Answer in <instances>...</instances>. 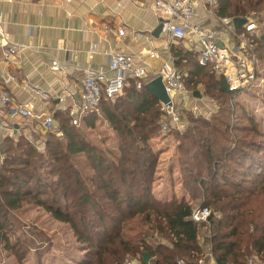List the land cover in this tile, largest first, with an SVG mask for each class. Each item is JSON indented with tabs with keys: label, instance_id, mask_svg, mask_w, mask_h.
<instances>
[{
	"label": "trees",
	"instance_id": "16d2710c",
	"mask_svg": "<svg viewBox=\"0 0 264 264\" xmlns=\"http://www.w3.org/2000/svg\"><path fill=\"white\" fill-rule=\"evenodd\" d=\"M215 8L220 18H246L250 12L264 13V0H218ZM243 27L235 31L244 34ZM249 44L252 55L264 61V32L249 36ZM171 52L174 65L186 74L188 92L194 84H204L209 94L222 98V105L231 104L216 119L218 123L191 118L193 124L181 132L175 168L188 192L161 197L153 192L162 154L153 143L164 107L147 90L146 82L138 89L137 81L129 79L121 95L103 99L79 126L73 123L70 109L57 110L54 117L63 136L49 131L45 153L24 137L7 138L6 145L0 146V243L6 250L24 260L8 236L10 214L34 203L68 223L78 241L87 245L86 259L78 264H92L89 258L94 251L98 264H124L126 256L138 249L121 235L123 223L148 212L155 213L156 228L170 239L169 244L146 249L155 264H201L205 250L201 232L207 234L216 264H248L252 256L264 261V159L252 150L264 149V131L250 108L234 101L241 91H231L223 75L202 65L198 52L181 44ZM233 112L239 124L233 121ZM100 116L115 130L117 149L95 144L80 127L93 128ZM242 118L248 123L241 124ZM77 155H84L101 177L104 196H95L82 182L72 163ZM45 168L53 172L54 181L45 178ZM187 193L198 200L196 204L212 210L210 224L191 219L194 204Z\"/></svg>",
	"mask_w": 264,
	"mask_h": 264
},
{
	"label": "crops",
	"instance_id": "0c3cea01",
	"mask_svg": "<svg viewBox=\"0 0 264 264\" xmlns=\"http://www.w3.org/2000/svg\"><path fill=\"white\" fill-rule=\"evenodd\" d=\"M202 12L207 10L200 6L199 22L230 39L220 17L211 11L203 18ZM0 13V43L20 48L0 65L1 76L14 77L7 85L13 101L9 108L32 101L37 112L66 111L85 70L108 68L110 54L133 55L147 64L153 79L172 58V47L184 45L163 32L154 36L162 18L149 0H0ZM53 60L63 65V72L52 70ZM13 121L21 122L17 116ZM15 128L20 129L18 124ZM204 251L206 264H216L212 250ZM145 255L144 262L155 264L147 251Z\"/></svg>",
	"mask_w": 264,
	"mask_h": 264
},
{
	"label": "rangeland",
	"instance_id": "374dc122",
	"mask_svg": "<svg viewBox=\"0 0 264 264\" xmlns=\"http://www.w3.org/2000/svg\"><path fill=\"white\" fill-rule=\"evenodd\" d=\"M204 8L207 12H202L201 15L203 18L208 17L211 11L216 14L215 7L212 9ZM228 18L232 19L231 16ZM246 18L248 19V24L243 27L242 32L245 31L244 34L235 31L233 33L228 31V33L232 35L234 42L243 41L246 44L248 43L252 51L254 49L249 44V36L256 37L259 36L262 31L264 32V13L250 12ZM220 20L221 18L219 22L220 25L223 26ZM250 55L252 56V52ZM253 55H255V53ZM255 57L254 70H252L250 62H247L248 67L240 69V71L245 74L246 81L243 88L238 90L241 92L239 95H235L234 101L244 105L246 108H250L251 113L254 114L253 116L259 121L264 131V61L258 59L257 55H255ZM257 68L260 70L259 73L261 76H257ZM217 78L219 79V77ZM194 85L195 86H192L193 88H189L190 92L188 93L185 104L182 103L180 99H176L175 110L180 114V125H176L175 122L172 121L165 109L163 110V117L159 119V122H161L160 131L157 134L158 137H156L153 146L155 148L157 147L162 154L157 167L156 179L152 185L153 192L159 197L165 196L167 193L171 192L177 193L178 195L188 192L187 188L182 183V173L179 172V169L176 170L175 166H177V162H179L181 132L185 131L193 124L194 119L191 118L208 120L211 124H215L218 123V121H216L217 118L223 117L224 114L222 111L225 106L230 108L231 105L229 101L222 105V103H220L222 98L209 94L204 84ZM194 91L199 92L200 96L196 97L193 93ZM234 113L235 112H233V121L239 124L237 122L238 118ZM240 114L241 111L237 108V116H240ZM17 120L21 122L15 121V123H13V130L9 132L2 131L3 133L0 132V146L3 148L6 145L5 140L7 138L17 141L21 137H24L38 150V152L45 153L49 131H45L36 120L30 119L23 121L24 118L20 115H17ZM240 120H242L241 124L248 123L245 118ZM16 124L20 127L19 130L15 128ZM76 125L79 126L80 123ZM80 127L83 128L86 138L95 144L117 149L119 141L118 136L104 116H100L99 119H97L93 128H85L83 125ZM202 128L204 127L201 126V129ZM257 149L258 150L252 149L253 154L264 159V149ZM3 156H5V154H2V157ZM72 163L82 182L88 189L97 197L104 196L103 181L99 174L92 170L90 162L86 157L84 155H77L72 158ZM47 171V168L42 171L45 178L54 181L53 172ZM186 195L188 200H193V206L198 205L196 204L198 200H194L191 193H187ZM103 202L104 205H106V201ZM216 214L220 215L218 213ZM10 219L11 227L8 236H10L11 241L17 245L16 250L20 252L22 256H25V258L24 260L20 259L12 251L6 250L5 246L0 243V264H78V261L81 259H86L88 252L86 249L87 245L78 241L74 231L68 223L56 220L44 208L34 203H25L21 209L11 211ZM91 220L95 222V219ZM156 224V215L154 212L138 215L136 218L123 223L121 235L132 247L138 249L137 253L128 254L126 256L124 264H148L147 261L144 262L145 258L147 259V257H145L146 249H155L158 245L170 243L169 237L159 232L156 228ZM200 237L201 244L207 247L208 252L211 253L212 247L210 248L209 244L206 242L207 234L201 232ZM20 240L22 241L21 245H19ZM95 253L96 251L93 253V259L89 256V259L94 261L92 264H98ZM210 258L211 256L209 260ZM205 262L207 263V261Z\"/></svg>",
	"mask_w": 264,
	"mask_h": 264
},
{
	"label": "built area",
	"instance_id": "2783aa9c",
	"mask_svg": "<svg viewBox=\"0 0 264 264\" xmlns=\"http://www.w3.org/2000/svg\"><path fill=\"white\" fill-rule=\"evenodd\" d=\"M153 10L162 18V32L169 35L173 40L182 42L185 48L195 50L199 53L200 63L209 66L219 75H223L231 91H238L245 85V74L240 69L248 67L250 62L252 70L256 61L255 55H250L251 50L248 43L243 41L234 42L232 35L236 28L230 18H221L225 31L230 39H225L219 30L204 26L198 21L200 6L213 8L218 0H149ZM2 14L0 13V16ZM236 32V31H235ZM3 36V30H0ZM94 44V48L97 47ZM20 48L15 44L0 43V65L8 62L18 52ZM152 57L154 54H151ZM236 70H235V67ZM240 66V68H239ZM250 66V65H249ZM51 68L56 73L63 72V65L53 60ZM149 67L145 63H138L133 55L114 53L110 54L109 66L106 69L85 70L84 78L80 89L71 95L70 116L74 124H79L82 118L90 112L98 110L103 99L115 100L122 94L129 79L137 81L138 89H142L144 83H148L154 78L161 76L168 94L171 97L170 104L162 103L168 115L176 125H180V114L176 112V99L186 103L188 89L185 86L182 73L173 63V59L166 62L157 72L156 76L148 78ZM150 79V80H149ZM14 80L12 75H0V132H9L14 129V117L20 115L24 119H34L38 121L45 131H52L58 137L63 136L58 130L54 113L51 111L37 112L36 104L27 102L25 104L12 107V97L7 85ZM6 115L11 119L6 118ZM212 210L202 205H196L192 209L191 219L197 223H209ZM212 246L210 245V248ZM201 264H206L205 260ZM248 264H264L257 256L248 259Z\"/></svg>",
	"mask_w": 264,
	"mask_h": 264
},
{
	"label": "water",
	"instance_id": "95a60500",
	"mask_svg": "<svg viewBox=\"0 0 264 264\" xmlns=\"http://www.w3.org/2000/svg\"><path fill=\"white\" fill-rule=\"evenodd\" d=\"M234 26L236 29L241 28L242 26H245L248 24V19L247 18H234L233 20ZM163 29V23L161 22L159 26L155 30V37H159V35L162 33ZM147 90L154 96L155 99L160 101L161 103L164 104H170L171 103V97L168 94L166 87L163 83L162 77L158 76L148 82L146 84ZM196 97L200 96L199 92H195L194 94Z\"/></svg>",
	"mask_w": 264,
	"mask_h": 264
}]
</instances>
